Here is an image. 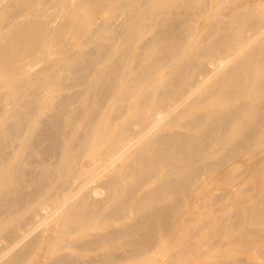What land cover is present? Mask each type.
<instances>
[{
  "label": "bare ground",
  "instance_id": "1",
  "mask_svg": "<svg viewBox=\"0 0 264 264\" xmlns=\"http://www.w3.org/2000/svg\"><path fill=\"white\" fill-rule=\"evenodd\" d=\"M210 12L222 19L196 37ZM224 29L231 32L219 34ZM88 32L96 44L120 32L122 46H86ZM186 57L192 62L182 65ZM237 61L241 106L228 104L219 86L193 99ZM263 102L264 0H0V264H152L158 253L184 245L188 209L199 202L216 208V191L236 190L237 154L249 156L256 146L264 159ZM236 112L259 119L251 144L238 145L244 125ZM193 113L198 117L180 124ZM215 120L224 125L204 131ZM231 141L238 147L223 152ZM44 144L43 159L27 165ZM101 183L108 194L99 201ZM168 202L175 208L163 230L123 242ZM255 202L263 217L264 197ZM224 211L215 214L226 219ZM29 212V220L20 217ZM123 214L132 223L111 224ZM13 220L18 224L6 230Z\"/></svg>",
  "mask_w": 264,
  "mask_h": 264
},
{
  "label": "rangeland",
  "instance_id": "2",
  "mask_svg": "<svg viewBox=\"0 0 264 264\" xmlns=\"http://www.w3.org/2000/svg\"><path fill=\"white\" fill-rule=\"evenodd\" d=\"M116 5H118V4H116ZM237 10H234V11H237ZM228 12L230 13L231 11H228ZM217 19H219V20L222 19L220 14H216L215 12L208 13L206 15L204 21L201 23V25L197 28V30L194 31V35L196 37H202V35H203V37H204L205 32L207 33V30L209 31L211 29V27H213L217 23V21H218ZM174 22L177 23L178 21H174ZM91 23H92V20L88 19L86 21V26L89 27L91 25ZM176 23L173 24V22H172V24H169L167 26H169L168 28H171V26L172 25L175 26ZM209 26H211V27H209ZM164 28H165V29H163L164 33H168L169 29L166 26ZM205 29H206V31H205ZM201 30L203 33L201 32ZM200 32L202 33V35ZM230 32H231V30L224 29V30H221L219 34L230 33ZM162 33H163V31H162ZM118 34H121V33L120 32H114L110 38L103 41L102 43L96 44L93 42V40L96 39V36H94V35H92V33L88 32L86 39H88L90 41V44H87L86 46H122L120 44V42L118 41V39H119L117 37ZM146 35H142L139 37V39H137V42L139 45H140V43L144 42L147 39V37H150V34H146ZM214 38H216V37H211L208 40V43L210 41H213ZM204 47H207V46H204ZM54 49L55 48L52 49V52L55 51ZM158 49H159V47H156L152 50V52H156ZM150 61H153V60L152 59L149 60L148 61L149 64L152 63ZM188 62L189 63L192 62V59L190 57L184 58V60L182 61V65L188 64ZM237 62L226 64L223 67L222 72L219 73L220 75L218 74L217 77L215 78V81L213 80V81H210L209 83H207L206 84L207 87L200 90L201 92L199 91V93H197L193 97V99L202 98V97L210 94L216 87L219 86L218 89H220L221 94L223 96H229L230 95V97L228 98V99H230V100H228V104L234 102V103H236L237 106L238 105L241 106V104H243L245 102V99L239 98L240 96H242V94H241L242 92H240V89L238 87H240V83L242 80L239 82V80L241 78L240 77L237 78V76H233V74H232L233 71L235 70V68L237 69L240 66V61H237ZM237 64H239V65H237ZM231 65H233V68ZM180 66L181 65H179V67ZM228 66H230V67H228ZM177 67L175 69H177ZM228 70L231 73H229ZM170 73L171 72H167L163 76L164 81H167L168 78H169L168 81H170L172 79L171 76L169 77ZM225 75L227 76V78ZM166 76H168V78ZM219 77L221 79H219ZM222 79L223 80L226 79V80L223 81ZM218 81H220V82H218ZM228 81H229V83H228ZM234 81H236V82H234ZM224 90H226V91H224ZM204 93H205V95H204ZM234 96H235V98H233ZM263 103H261L259 107L264 108ZM259 107L257 108V110L260 111ZM257 110H255L253 115L254 114L257 115L258 118L260 119L262 113L260 111L258 114ZM218 111L223 112V111H225V109L222 108V109H219ZM237 115H239L238 117L243 118L242 124L244 125L243 128L240 130V133H239V140H238L239 143H238V141H236V142L231 141V142L224 143L223 148H222L223 152H228L231 149L238 147V145L241 143L251 144L255 135H256V129L258 128V124H259L258 123L259 119L257 118V116H255V118H253L254 116H252L246 112L242 113L241 115L239 114V112H236V116ZM197 117H198L197 113L189 114L180 120V124L184 125L187 122L194 120ZM256 119H257V121H256ZM244 121H246V123ZM251 123H254V125ZM250 124H251V126H250ZM223 125L224 124L222 121L215 120L206 127V128H208V130L205 129L204 131H206V132L217 131ZM245 127H246V129L247 128H249V129L253 128V130L252 129H250V131L245 130ZM178 130H177V132H178ZM183 131H184L183 129H180L181 133H183ZM253 131H254V133H251ZM247 132H248V134H246ZM237 143H238V145H237ZM45 146L46 145L44 144L41 147H39V152L41 154L38 152L39 155L37 154L35 157L33 156L34 158L33 157L28 158L27 165H30L33 162L40 161L43 159L44 153H42V151L44 152L43 149L45 148ZM225 149H226V151H225ZM137 151H139V149H137ZM251 151H253L254 153ZM251 151H250L249 156H243L241 153L237 154V159L235 162L237 165L236 172H235V176H236L235 188H236V190H234L232 192V191H230V188H228V187L224 188L223 187L224 189L221 188L218 191H216L215 196H218L221 199V202L218 204L219 206L217 205L216 208L212 209L210 203L199 202L195 206L190 207L188 209L187 213L189 215H191V218L188 220V222L189 221L190 222L188 223V225L185 228L186 232H188V236L185 240H183L184 241L183 243L185 245L186 243L190 242L191 246L188 245V248H187L186 252L183 253V256H181L182 254H179V252L181 251V249L183 248L184 245L177 244L176 247L174 246V249H171L168 252L163 251L161 253H158L157 256H155V260L152 264H200V263L201 264H212L214 259H222L223 261H226L229 263L233 262V264H264V216L262 217V216L258 215V213H257L258 211L261 210V208H263V205H258L255 202V197L259 198L260 200L264 197V159H262L256 155V153H255L256 146H252ZM30 158L33 160V161L31 160L32 163L30 162ZM261 159L263 161H262V164L259 165V162L261 161ZM250 160H251V162H250ZM247 164H249V165H247ZM115 167L120 168V164H116ZM110 175H111V172L106 173L103 176L102 182L106 181ZM134 177L135 176H132V178H130L131 182H133ZM27 178L28 177L24 176V178L21 179L23 184L28 181ZM25 179H26V181H25ZM23 184L21 183L20 185H23ZM45 185L46 184L43 183L41 185L42 188L46 187ZM158 185H159V182H155L148 189H146L147 192L142 190L141 191V194H142L141 197L144 196L146 193H148L149 190L151 193L156 188V186H158ZM104 186H106V184L101 183V185H100V187H102L100 189L101 191L97 195L98 197L97 196L95 197L96 198L95 200L98 199L99 201H101V199L102 200L104 199L103 197L107 196L108 192L105 189L106 187H104ZM135 187H136V184L130 185L129 188L134 189ZM103 189H105V191ZM81 194L84 196V192H81ZM81 194L79 195V197L80 196L82 197ZM100 195H102L100 197L101 199H99ZM9 198L7 197V199H5V200L11 201V198L10 199ZM150 198H152V197L147 196L144 200V201H146L145 203L150 201L151 200ZM51 200H53V199H51ZM10 201H9V203H10ZM5 204L6 203H4L3 206ZM170 204H171L170 202H168V205L165 204V207L163 206L162 208H160V212L158 209L157 213H155V218L158 217L157 219L148 221L147 224L145 223L146 226L143 225L140 228L139 232H136V234L134 233V235H135L134 237L128 236V237L123 239V242H125L126 244H131L130 242L132 240V242L135 243V241H136L138 243L141 241V239H143L145 237L146 234L148 235L149 233L152 234L153 232H157V230H163V228L167 224V221L164 219L165 216H167L175 208V205L173 203L172 204L174 206L173 205L171 206ZM14 205L13 206L16 209L18 204L16 203ZM166 206H167V208H166ZM226 207H228L229 209ZM163 208L165 210L161 211V209H163ZM1 209H2V207L0 208V212H2ZM223 210L226 211V212L224 211L227 215L226 219H225V216H218L217 214H215L217 211L223 212ZM163 212L165 215L163 214ZM197 214L200 215V217L199 216L196 217ZM26 216L28 219L26 218ZM29 216L31 217V212L26 213V214H22L20 217L29 220V218H30ZM254 216H255L256 220H254ZM256 216H257V218H256ZM207 218H213V219L211 221H207ZM115 219L116 220L112 221L111 224L116 225L117 228H120L124 224L132 223V220L130 219L129 214H123V215H121V219H120V217H118V219L117 218H115ZM203 220L207 221L206 225L204 224ZM50 222L51 221L49 220L46 223H50ZM201 222L203 224H201ZM16 224H18L16 222V220H13V221L5 222L3 226L6 230H8V228L10 229L11 226H14ZM154 226H157V227H154ZM234 226H236L235 229H233ZM153 228H158V229H156L155 231H152ZM185 230H183V231H185ZM183 231L175 233L173 235V238L177 241L182 240V237L184 236ZM198 231H199V233H198ZM192 232L194 234H192ZM211 232H212V234H211ZM138 236H140V237H138ZM91 238H93V235H90L89 237H87V239H91ZM189 239H191V240H189ZM153 241H154V239H153ZM191 241L193 244L191 243ZM177 254H179V255L177 256ZM199 256H202L201 260L203 259V262L199 261V260L197 261ZM234 260L235 261L237 260L239 262H234Z\"/></svg>",
  "mask_w": 264,
  "mask_h": 264
}]
</instances>
